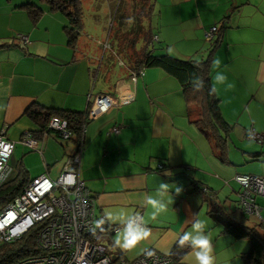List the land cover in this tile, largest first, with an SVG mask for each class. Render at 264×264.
<instances>
[{"label":"crops","instance_id":"1","mask_svg":"<svg viewBox=\"0 0 264 264\" xmlns=\"http://www.w3.org/2000/svg\"><path fill=\"white\" fill-rule=\"evenodd\" d=\"M256 1L154 0L160 24L159 34L154 33L156 42L160 46L162 43L165 53L171 56L205 60L212 49L205 33L218 26L220 36L212 55L211 82L222 117L232 131L242 126L239 114L250 110L251 105L264 106V0H259L260 5ZM28 3L42 11L35 23L23 7ZM66 24L63 14L49 11L39 0H0V130H6L8 139L18 141L24 132L39 128L27 114L29 107L84 112L90 93V102L96 94L111 95L115 105L87 123L79 167L80 178L96 200L97 213L106 217L109 226H121L112 235L100 238L108 255L128 260L148 250L170 255L179 238L185 232L197 235L193 225L204 221L203 231L211 241L215 264H240L239 258L244 264L241 255L248 251L249 242L230 235L231 245L239 249L236 254L230 252L234 262L229 263L231 257H219L223 249L218 248L217 240L228 234L209 215L216 210L231 219L230 211L239 218L233 221L255 224L247 223L233 201L239 189L233 177L251 173L241 172L236 168L240 163L230 161V134L222 160L192 122L197 114L186 105L176 79L159 68L145 69L136 80L131 78L129 66H120L117 72L106 69L103 81L112 83L108 90L95 91L93 61L79 43L76 48L68 44L63 29ZM17 34H25L28 44L23 46ZM216 60L220 61L219 67ZM218 72L227 77L223 84L215 83ZM113 126L119 127V132H108ZM44 133L45 139L38 143L43 154L31 153V157L20 151L16 174L21 162L29 179L43 173L56 178L65 158L76 151L73 143H63L51 130L46 128ZM259 150L242 153L257 157L264 152L263 147ZM159 164L163 169L157 170ZM10 168L8 180L16 176ZM217 174L227 182L217 179ZM251 175L264 177V171ZM162 184L168 188H162ZM160 204L164 208L160 209ZM138 212L142 214L141 231L148 235L131 249H122L115 240ZM153 236H157L155 241H151ZM241 241L247 247L239 244ZM189 245L180 261L197 264L198 249L186 241L185 247ZM188 255L193 256L184 261Z\"/></svg>","mask_w":264,"mask_h":264},{"label":"built area","instance_id":"2","mask_svg":"<svg viewBox=\"0 0 264 264\" xmlns=\"http://www.w3.org/2000/svg\"><path fill=\"white\" fill-rule=\"evenodd\" d=\"M217 31L212 26L205 33V40L211 42ZM19 42L25 46L28 38L17 34ZM154 40H157L154 37ZM103 49H110L105 41ZM120 64H122L120 62ZM144 70L132 71L136 80ZM88 106L86 118L93 120L105 114L115 105L109 94H97ZM81 136L69 129L68 122L58 117H51L47 129L53 130L56 137L62 141L72 142L76 151L65 158L59 175L51 179L47 174H41L29 181L26 187L0 212V245L19 240L35 226H40L35 244L40 254L26 257L15 264H184L173 257L149 250L134 260L124 258L112 259L106 247L100 242L104 234H113L119 227L109 226L106 217L97 213V204L79 176V163L85 126ZM109 132H119V127L110 128ZM247 136L262 143V134L254 129L247 130ZM46 137L43 134L41 140ZM31 132H24L19 143L28 145L42 155V145ZM42 143V142H41ZM16 142L4 136L0 131V186L10 176L11 168L8 160ZM43 144V143H42ZM159 164L157 170L163 169ZM233 181L239 185L237 210L264 227V177L251 174H236ZM261 199L262 204L259 202ZM100 226L97 227V223ZM130 224L142 230L141 216L136 215ZM107 231H111L108 233Z\"/></svg>","mask_w":264,"mask_h":264},{"label":"trees","instance_id":"3","mask_svg":"<svg viewBox=\"0 0 264 264\" xmlns=\"http://www.w3.org/2000/svg\"><path fill=\"white\" fill-rule=\"evenodd\" d=\"M39 1L46 4L49 11L59 12L66 17L67 24L63 29L67 36L68 44H70L72 48H76L78 44V31L81 30L80 28L82 27L81 1ZM148 3L149 4L147 5H143L142 12L139 14V16L145 15V17L148 18V27L144 28L142 24L140 25L137 22L127 32L120 33L118 29L113 35L117 51H115V53L117 55L119 54L118 56H121L123 60H126V67L129 66L133 71L148 68H159L168 75L174 77L182 89L186 105L189 107L192 106V113L195 112V114H197V117L194 118L192 122L208 140L212 148L217 149L219 156L222 160H224L227 138L232 127L226 123L222 117L220 111V100L216 95V91L210 94V89L213 86L211 82L212 55L214 49L219 43L220 30L217 28L215 33L216 37L214 36V39L211 42L212 49L205 60L195 62L179 59L169 55L168 53L155 54L149 51V46H152L153 37L155 36L152 31L150 19L155 15L156 10L154 2L148 1ZM23 7L26 8L32 21L35 23L42 11L29 3L25 4ZM137 17L138 16L135 15L134 18L137 20ZM123 23L124 22L121 17L119 28ZM139 42H141L142 45L138 48L137 44H139ZM137 48L138 51L140 49L141 52H138ZM119 61L121 60H118L117 64ZM97 73L98 68H93L91 70L92 78L95 79ZM197 77L203 80L202 88H200V80H198ZM194 88H200V90H195ZM27 114L39 125L38 130L31 131L32 136L36 140L42 139L51 117H58L66 120L68 122L69 129L73 130L78 137L81 136L84 128L83 126H85L86 129L87 123L90 121L86 118V111L75 112L54 108H43L41 106L37 109L32 106L27 109ZM19 140L15 141L16 144L19 143ZM82 143L84 146L85 135ZM16 169V176L0 186V211L8 203L12 202L30 181L21 162L18 163ZM45 169H47L46 165ZM209 215L215 224L222 226L223 233L231 235L235 239H243L249 242L248 251L241 255L244 264H264V227L262 225L255 223L252 226H247L244 224V220H241L240 222L233 221L232 219H228L224 216L220 211L216 210L210 211ZM39 228V225L33 227L19 240L2 243L0 245V264H15L26 257L40 254V251L37 249L35 244ZM189 249L190 245L187 247H180L177 241L172 249L171 256L175 258L177 262H180V259L185 256Z\"/></svg>","mask_w":264,"mask_h":264},{"label":"rangeland","instance_id":"4","mask_svg":"<svg viewBox=\"0 0 264 264\" xmlns=\"http://www.w3.org/2000/svg\"><path fill=\"white\" fill-rule=\"evenodd\" d=\"M80 1H81V7H82V16H81L82 27L80 28L81 30L78 31L79 32L78 43L82 51L86 52L88 59L93 61L92 64L94 65V68H98V73L95 76V79L97 81L95 91L99 88L103 90H108L112 82H110L109 80V82L106 81L104 83L103 74L105 70L110 68V70L117 72L120 69V66L124 67L125 65H127V63L125 62L126 60H123L121 56L120 57L118 56L119 54L117 55L115 53L116 43L113 38L114 33L118 29L120 33L127 32L137 22L140 25L142 24L144 28H147L148 23H149L148 18L145 17V15L139 16V14L142 12L143 5L149 4L148 1L154 2V0H80ZM256 3L257 5H260L261 1L257 0ZM157 7L159 9V6ZM135 15L138 16L137 20L134 18ZM121 17L124 23L119 28V22L121 20ZM128 17H133L135 20L132 26L127 25L125 22ZM150 21H151L152 31L154 33L159 34L160 24H159L157 9H156L155 15L150 19ZM107 38H108V43L111 45V47L110 49L103 51V44ZM141 45L142 43L139 42V44H137V47L139 48L141 47ZM161 45L162 46H160L158 42L154 41L152 46L151 45L149 46V51L155 54L165 53L166 49H164L165 47L162 43ZM138 48H137V51H138ZM138 52H141V50L139 49ZM118 60H121L124 63V65H120V63L118 65L117 64ZM131 78L133 79L132 76ZM253 104H256V103L253 102ZM239 115H240L239 117H240L242 126H239V127L237 126L234 128L233 131L232 130L229 131L230 137L228 141L229 142L228 146H231V154L229 155V158H230V161H233L234 163H236V161L237 163H240L236 168L242 169L241 172L258 174L261 171V169H263L264 171V152L261 153L257 157H251V155L247 153H242V150L260 151L259 149H262V147L264 149V140L262 143H258L247 136V130L254 129L256 132L262 134L264 138V106L263 107H258V106L253 107L251 105L250 110H246V112L241 113ZM111 133H114V132H111ZM63 143H66V142H63ZM70 143L72 144V142ZM25 148H29V147L28 146L25 147V145L18 143V145H16V148L13 151L14 152L13 155L9 159V165L13 168L12 176L16 174L15 164L18 159L20 151H22V153H24L25 155L27 154L30 155L31 153L39 154L38 150H33L29 148L28 151H24ZM32 154L30 155L31 157H32ZM80 160H81V157H80ZM79 167H80V163H79ZM55 173H56V170H55ZM217 177H218L217 179L222 180V182L224 181L227 182V180H224L223 177L219 176V174H217ZM224 186L227 187V185H224ZM233 201H236V200H233ZM259 202L262 204L263 201L259 199ZM225 209H226V206H225ZM228 212H229L228 216L231 219H235V220L239 219L235 217L232 212L230 211ZM136 215L142 216L141 212H138ZM135 216H133V218ZM130 221H129V224H130ZM247 223L253 224L256 222L253 218L247 217ZM115 227H118V226H115ZM219 228L220 226H218V230ZM218 230L216 229L214 230V232L219 234ZM107 232L110 233L111 231H107ZM156 238L157 236H153L151 238V241H155ZM229 238H230V235H224L223 237H220V240L219 239L217 240L218 242L217 246L218 248L223 249L222 253L221 252L219 253V257H222V256L231 257L229 258V263H230V262H234V258H232V255H230L231 250H233V252L236 254L238 253L239 249L236 246L231 245ZM243 241H241L239 244H242L244 247H247V243ZM192 256L193 255L186 256L184 261H187V259H191ZM222 259L220 258L218 263H220ZM239 262L240 264H243L242 261H240V258H239Z\"/></svg>","mask_w":264,"mask_h":264},{"label":"clouds","instance_id":"5","mask_svg":"<svg viewBox=\"0 0 264 264\" xmlns=\"http://www.w3.org/2000/svg\"><path fill=\"white\" fill-rule=\"evenodd\" d=\"M127 25L132 26L134 24V18L133 17H128L127 20L125 21ZM216 26V25H215ZM218 28V26H216ZM25 35V34H24ZM156 37V36H154ZM153 37V42L156 41L154 40ZM157 38V37H156ZM18 39V38H17ZM106 41L108 42V39H106ZM213 41V40H212ZM211 41V42H212ZM209 42V43H211ZM103 51H106L103 49ZM122 63L120 65H124V63L122 61H119V63ZM215 64L217 67L220 66V61L216 60ZM126 66V65H125ZM127 68V67H126ZM145 71V69H143ZM133 70H131L132 72ZM140 77V76H138ZM137 77V78H138ZM198 80H200V88L203 87V80L200 79L199 77H197ZM215 83L216 84H223L226 80L227 77L222 74V73H217L215 76ZM228 87H232V85H228ZM200 88H194L195 90H200ZM216 88H215V84L212 86V88L210 89V94L215 92ZM91 94V93H90ZM101 94H105V93H101ZM97 95V94H96ZM86 111V110H85ZM4 130V136L6 137V130L5 129H1ZM0 130V131H1ZM29 132V131H28ZM54 134V133H53ZM56 136V135H55ZM7 138V137H6ZM8 139V138H7ZM45 139V138H44ZM43 139V140H44ZM10 140V139H9ZM43 140H38V141H43ZM60 140V139H59ZM13 141V140H12ZM62 141V140H61ZM15 142V141H14ZM63 142H67V141H63ZM43 143V142H42ZM43 149V148H42ZM74 153V152H73ZM40 154V153H39ZM43 154V153H42ZM41 155V154H40ZM72 155V154H71ZM70 156V155H69ZM9 165V164H8ZM62 169V168H61ZM61 171V170H60ZM60 173V172H59ZM44 174V173H43ZM46 174V173H45ZM59 175V174H58ZM37 177V176H36ZM35 178V177H34ZM51 178V177H50ZM33 179V178H32ZM51 179H55V178H51ZM31 180V179H30ZM8 181V179H7ZM6 181V182H7ZM5 182V183H6ZM162 188L167 189L168 185L167 184H162L161 185ZM176 191L178 192L179 189H176ZM90 192V191H89ZM91 193V192H90ZM92 194V193H91ZM92 196L94 197V195L92 194ZM170 202V201H169ZM151 203L156 206L157 205V201L153 200L151 201ZM9 204V203H8ZM7 204V205H8ZM6 207V206H5ZM4 207V208H5ZM160 209L164 208L163 204H160L158 206ZM3 208V209H4ZM2 209V210H3ZM1 210V211H2ZM0 211V212H1ZM243 215V214H242ZM245 216V215H244ZM108 223V222H107ZM100 226V222L97 223V227ZM143 226V225H142ZM205 222L204 221H197L194 223L193 227L197 232V235L192 236L191 233L189 232H185L178 240V244L180 247H185V242L186 241H191V245L194 246L196 249H198L195 253V258L197 261V264H215V258L213 255V249H212V245H211V241L209 239V237L205 234V232L203 231L204 227H205ZM119 228L121 226H118ZM105 235V234H104ZM109 235V234H107ZM148 235L147 232H143L140 229H138L137 227H134L133 225L129 224L125 227V229L123 230V234L122 236L118 234L116 240H115V244L117 246H119L122 249H131L132 247H134L136 245V243L146 237ZM149 251V250H148ZM147 252V251H146ZM144 254V253H143ZM141 256V255H140ZM171 256V254H170ZM172 257V256H171ZM119 259V258H118ZM121 259V258H120ZM125 259V258H124ZM175 259V258H174ZM181 262V261H180ZM183 263V262H182ZM185 264V263H184Z\"/></svg>","mask_w":264,"mask_h":264},{"label":"bare ground","instance_id":"6","mask_svg":"<svg viewBox=\"0 0 264 264\" xmlns=\"http://www.w3.org/2000/svg\"><path fill=\"white\" fill-rule=\"evenodd\" d=\"M49 130H51V129H49ZM51 131L53 132V130H51ZM15 147H16V144H15L14 147H13V150H12V152H11V155H12V153H13ZM11 155H10V157H11ZM10 157H9V159H10ZM8 162H9V160H8Z\"/></svg>","mask_w":264,"mask_h":264}]
</instances>
